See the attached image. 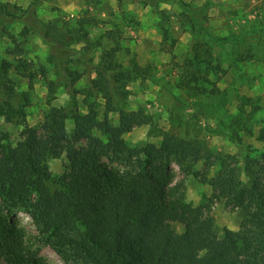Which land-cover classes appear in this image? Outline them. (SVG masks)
<instances>
[{"label": "trees", "instance_id": "16d2710c", "mask_svg": "<svg viewBox=\"0 0 264 264\" xmlns=\"http://www.w3.org/2000/svg\"><path fill=\"white\" fill-rule=\"evenodd\" d=\"M151 1H155L153 8L159 14L168 53H174L178 40L172 36L169 16L159 8L161 2L178 3L191 32L202 38L183 62L177 88L194 96L219 95L225 70L216 62L215 48L226 50L237 37L217 36L206 27L211 2L195 8L181 0ZM39 3L36 0L33 5ZM1 18L17 20L20 16L0 1ZM91 23L83 18L76 24L54 21L42 31H33L49 48L53 79L48 67L28 59L0 60V117L23 127L22 139L16 144L9 132L0 130V199L4 202L0 207V264H45L29 245L26 228L12 218L15 211L32 217L39 238L66 264H264V123L256 137L263 149L251 148L242 167L236 158L221 156L212 178L207 172L213 153L202 140L188 142L166 132L160 145L129 146L124 136L149 119L142 110H127L126 86L151 79L153 69L141 66L135 56L124 65L117 57L119 47H114L95 64L96 77L90 84L76 88L83 72L64 67L62 60L73 51L76 62L82 63L85 55L73 46L84 44L83 50L88 51L100 44L90 38L87 26ZM32 30L27 26L23 35ZM12 72L28 79V91H18ZM38 77L47 81L50 106L40 128L28 125L33 83ZM61 86L71 90L65 107L54 105ZM99 98L105 101L103 119ZM110 113L118 114L117 124L110 121ZM179 120L172 111V124ZM69 121L74 123L71 137ZM224 134L234 141L240 139ZM64 153L68 169L55 175L49 162ZM201 162L206 164L203 173L197 171ZM174 164L184 177L203 178L216 198L241 209L239 230L219 233L209 207L186 205L185 178L175 181ZM177 223L184 226L182 233L175 230Z\"/></svg>", "mask_w": 264, "mask_h": 264}, {"label": "rangeland", "instance_id": "374dc122", "mask_svg": "<svg viewBox=\"0 0 264 264\" xmlns=\"http://www.w3.org/2000/svg\"><path fill=\"white\" fill-rule=\"evenodd\" d=\"M8 3L17 20L0 19V60L5 58L13 63L18 59H28L31 63L49 68V77H54V67L49 63V48L34 30L42 31L50 22L76 24L79 18L91 20L87 26L92 41L100 42L93 48L83 50L84 44L73 48L86 59L76 62V56H64L62 65L83 72V78L75 85L84 88L96 77L95 64L114 47L118 59L128 65L133 56L141 66L150 65L153 76L147 80H137L126 86L128 91V111L142 110L149 123L138 126L124 139L131 147L147 144L160 145L163 134L174 132L188 142L202 140L212 151V162L207 172L212 178L219 170L221 156L234 157L239 166L249 150H261L263 144L257 141V133L264 123V0H181L195 8L211 2L206 12V27L217 36L237 37L236 42L227 45L226 50L215 48L216 62L225 74L221 76L217 96H194L178 89L176 84L181 78L183 62L192 56V50L202 38L193 34L190 24L182 17L178 3H160L159 8L169 16L172 36L178 40L173 54L165 50L160 30V17L154 10L155 1L151 0H0ZM32 31L26 36L24 29ZM73 54V55H72ZM89 60L94 64L88 63ZM94 65V66H93ZM20 92L28 91L29 81L11 74ZM65 82V81H64ZM31 105L28 108V125L40 128L45 113L49 109L48 84L43 78H36ZM71 90L61 86L54 101L57 107L70 103ZM80 98V97H79ZM100 118L105 115V101L99 98ZM86 113V108H81ZM174 112L180 120L174 125L170 113ZM112 123H118V114L110 113ZM0 130L9 132L16 144L22 139V126L7 123L0 117ZM69 136L73 135L74 123L67 125ZM223 133V134H221ZM233 135L235 139L232 140ZM100 136V134H97ZM85 145V142L81 143ZM176 173L175 181L185 178L186 205L210 208L219 233L224 229L237 231L243 221V212L228 205L225 200L216 198L213 187L203 182V178L184 177L179 167L172 166ZM50 171L62 175L68 169L66 154L49 162ZM206 164L201 162L197 171L203 173ZM0 207L4 202L0 199ZM12 218L22 223L27 231L29 245L45 260V264H66L64 260L38 236L32 217L25 211H15ZM177 232L182 233L184 226L174 224Z\"/></svg>", "mask_w": 264, "mask_h": 264}]
</instances>
